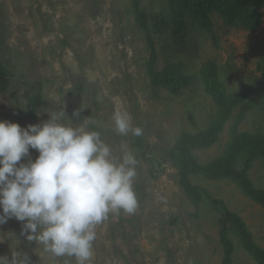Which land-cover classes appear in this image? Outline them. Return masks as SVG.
Listing matches in <instances>:
<instances>
[{"label": "rangeland", "instance_id": "rangeland-1", "mask_svg": "<svg viewBox=\"0 0 264 264\" xmlns=\"http://www.w3.org/2000/svg\"><path fill=\"white\" fill-rule=\"evenodd\" d=\"M142 8L170 15L168 0H142ZM212 21L218 42L190 15L179 19L174 35L153 33L149 42L132 0H0V60L10 78L8 90L0 94V121L27 127L63 112V122L98 131L113 156L122 157L126 149L137 160L133 177L137 207L131 214L122 209L110 213L95 226L88 264H223L220 214L208 201L196 209L181 186V166L169 153L183 132L205 130L216 111L201 75L208 62L217 65L229 94L244 83L259 81L255 108L238 127L240 132L264 133V81L258 68L264 59V20L255 32L228 27L218 12ZM152 45L158 52L157 70L175 65L191 77L181 94L151 86ZM36 100L41 103L36 105ZM116 110L128 113L131 126L141 129L146 157L132 147L135 135L114 131ZM77 111L80 117L74 116ZM232 125L230 121L212 147L193 150V157L206 164L221 156ZM37 153L30 149L31 159ZM249 176L264 189V160L255 162ZM192 180L242 216L255 243L264 248V206L231 181L203 175ZM22 224L10 218L0 225V257L11 259L15 250L26 252L30 264H77L75 257H55L43 245L27 241ZM232 239L236 245L232 264H256Z\"/></svg>", "mask_w": 264, "mask_h": 264}, {"label": "clouds", "instance_id": "clouds-1", "mask_svg": "<svg viewBox=\"0 0 264 264\" xmlns=\"http://www.w3.org/2000/svg\"><path fill=\"white\" fill-rule=\"evenodd\" d=\"M49 114L41 124L0 121V225L10 218L22 224V235L55 257H75L88 264L96 239L95 226L110 213H133L137 197L133 177L137 160L126 149L113 156L95 130L73 127ZM80 117L79 111L74 113ZM112 121L121 136L133 128L128 113L116 110ZM30 149L39 155L30 157ZM28 157L23 163L22 158ZM0 264H30L26 252L0 257Z\"/></svg>", "mask_w": 264, "mask_h": 264}, {"label": "trees", "instance_id": "trees-1", "mask_svg": "<svg viewBox=\"0 0 264 264\" xmlns=\"http://www.w3.org/2000/svg\"><path fill=\"white\" fill-rule=\"evenodd\" d=\"M168 2L171 19L170 15L148 13L142 8V0H132L135 18L146 31L149 42L152 41L153 33L169 32L174 35L178 29L179 19L188 15L213 34L215 42H218V38L213 28L214 12L221 15L228 27L241 26L250 32L257 31L264 20V0H168ZM157 60L158 52L153 46L151 60L148 62L151 86L165 87L174 95L181 94L192 82L191 77L180 73L175 65L157 70L155 67ZM258 68L264 81V59ZM8 72L0 60V94L5 93L10 86ZM201 75L205 90L211 95L216 111L205 130L197 133L183 132L169 156L181 166V186L196 209L201 207L202 202L208 201L220 214L218 224L224 248L223 264L233 262L236 245L232 236L251 255L256 264H264V248L255 243L243 217L230 210L223 200L215 198L209 189L195 184L192 180L194 175H203L214 181H231L251 200L264 206V189L257 188L249 176L255 162L264 160V133L240 132L238 127L247 113L255 108L253 97L261 87L259 81L244 83L241 90L229 94L219 78L218 67L213 62L204 65ZM35 103L37 105L41 102L36 100ZM191 121L195 123L194 117H191ZM230 121H233V125L224 153L206 164L195 159L193 150L207 149L215 145ZM130 141L132 147L142 151L146 157L147 149L145 150L142 135L135 136ZM38 155L39 153L35 157Z\"/></svg>", "mask_w": 264, "mask_h": 264}]
</instances>
